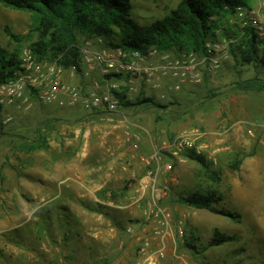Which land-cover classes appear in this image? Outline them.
Returning a JSON list of instances; mask_svg holds the SVG:
<instances>
[{
    "label": "rangeland",
    "instance_id": "obj_1",
    "mask_svg": "<svg viewBox=\"0 0 264 264\" xmlns=\"http://www.w3.org/2000/svg\"><path fill=\"white\" fill-rule=\"evenodd\" d=\"M179 1L131 0V20L148 25L175 9ZM251 7L264 32V0H252ZM29 24L28 13L4 7L0 0V48L12 52L19 47L20 54L27 42H16L7 30L26 36ZM78 38L81 48L98 49L94 39ZM254 77L264 79V69L229 57L215 75L164 99L150 86H143L134 99L143 93L164 108H119L113 120L126 124L122 140L107 134V129H96L110 123L80 108L40 104L5 108L0 115V264H61L60 259L71 253L75 264H89V249L94 261L102 264H264V128L260 127L264 92L233 88L236 82ZM68 79L86 86L101 76L82 64L81 72ZM6 117L10 120L4 123ZM237 128L240 131L234 134ZM196 130L202 133L196 143L207 147L202 155L221 177L215 189L222 201L216 207L239 214L240 219L181 203L180 197L205 192L213 185L196 163L181 156L184 152L174 159L163 151L158 174L155 178L148 175L156 164L147 166L142 158H150L163 143ZM219 130L225 138L208 146L204 136L208 139L210 132ZM236 136L240 143L234 142ZM248 139L246 146L243 142ZM218 144L226 146L224 156L212 153ZM235 158L241 162L232 170L229 162ZM145 176L146 184L141 181ZM107 188L128 190L124 199L120 193L116 199H100L98 193ZM231 190L257 197L249 204L255 208L231 197ZM99 205L106 208L101 211ZM149 206L170 213L167 230L147 212ZM38 227L47 230L42 239L36 233ZM66 228L68 246L59 242ZM215 230L233 239L204 252L182 245L189 239L198 248L207 246ZM14 234L19 243L7 241ZM146 241L148 246L142 251ZM160 249L163 256L158 254ZM55 256L58 260L52 259Z\"/></svg>",
    "mask_w": 264,
    "mask_h": 264
},
{
    "label": "trees",
    "instance_id": "obj_2",
    "mask_svg": "<svg viewBox=\"0 0 264 264\" xmlns=\"http://www.w3.org/2000/svg\"><path fill=\"white\" fill-rule=\"evenodd\" d=\"M1 3L9 9L29 14L28 34L18 36L7 30L9 37L18 43L27 42V46L37 59L55 61L66 70L74 68L76 72H81L79 36L87 40L100 38L105 47L110 49L121 48L124 51L144 52L153 47L160 52L175 50L196 54L204 52L207 42L226 39L231 41L229 44L231 58L239 60L244 65H258L264 69V33L260 35L251 26L240 27L235 20L236 9L241 7L250 10L252 0H180L176 8L162 19L143 26L131 20V0H1ZM18 63L19 47L12 52L0 48V80L10 79L18 69ZM113 77L119 79V76L114 75H108L107 79ZM233 88L246 93L264 92V79L254 77L239 81ZM135 99L128 101L120 97V106L129 108L144 105L157 111L164 108L153 97H145L143 93L137 100ZM3 110L0 106V115ZM88 115L94 117L96 114L88 113ZM252 154L254 152L249 155ZM181 156L196 163L213 184L205 192H193L180 197L181 203L196 210L240 219L239 214H232L230 211L216 207L222 201L215 189L221 182V177L217 171L210 168L212 166L210 162L203 155H197L193 151L184 152ZM240 162L241 160L235 158L229 162V168L238 169ZM127 190L123 188L115 191L107 188L100 191L98 196L100 199L109 201L116 199L117 194L120 193L119 198L124 199ZM99 207L101 211L106 208L101 205ZM65 219L64 222L70 225L67 218ZM64 224L61 223L60 226L64 227ZM117 226L120 229L119 224ZM43 231L47 230L44 227L36 229L38 236H41L40 239H42ZM67 231L68 228L66 232H60L59 242L65 246H68L69 241ZM214 233V239L207 246L202 245L198 248L189 239H185L182 245L185 248L204 252L214 245H221L233 239L223 237L217 230ZM7 241L19 243L16 234L8 237ZM54 243L57 244L56 241ZM91 250L89 249L91 252L89 264H102V261H94ZM52 259L58 260L56 256ZM73 259L75 254L71 253L61 258L60 263L75 264L72 262Z\"/></svg>",
    "mask_w": 264,
    "mask_h": 264
},
{
    "label": "built area",
    "instance_id": "obj_3",
    "mask_svg": "<svg viewBox=\"0 0 264 264\" xmlns=\"http://www.w3.org/2000/svg\"><path fill=\"white\" fill-rule=\"evenodd\" d=\"M235 20L240 27L251 26L263 35V25L257 14L251 9L237 8ZM233 22V21H232ZM97 50L81 48L82 64L88 71L96 70L100 80L93 79L88 85L69 83L66 77L76 73L74 68L66 70L55 61L39 60L29 47L19 54L18 69L6 81L0 80V106L5 108L21 107L28 109L33 104L54 105L59 108H80L94 113L101 118L110 119L120 106V97L132 101L143 86H150L160 93L162 99L166 95L181 91L188 85H199L205 78L211 77L222 68V62L229 59L231 41L217 39L205 44L202 54L179 52L175 50L160 52L150 47L144 52L121 48L105 47L102 39L96 38ZM90 46L86 43V47ZM87 75V73H85ZM108 75L119 76L107 79ZM95 115V116H96ZM10 117L4 118V123ZM260 127L264 128V122ZM252 135V131L248 130ZM202 133L193 131L189 135L174 138L171 143L157 147L150 158L141 160L147 166L156 164L149 171V177L158 174L159 159L162 152L171 148L174 155L193 151L202 155L207 148L205 144H197ZM155 183V180L152 179ZM163 195L166 190H162ZM147 212L157 218L162 230L169 227L170 213L157 206H149ZM131 232L132 229L127 230ZM148 246L147 241L141 250ZM163 249L159 255L163 256Z\"/></svg>",
    "mask_w": 264,
    "mask_h": 264
},
{
    "label": "crops",
    "instance_id": "obj_4",
    "mask_svg": "<svg viewBox=\"0 0 264 264\" xmlns=\"http://www.w3.org/2000/svg\"><path fill=\"white\" fill-rule=\"evenodd\" d=\"M70 77H72V76H70ZM69 76L68 77H66V80L69 82V83H72V82H70L69 81ZM54 106V105H53ZM59 108V107H58ZM97 116V115H96ZM97 117H100V116H97ZM101 118V117H100ZM102 120H105V121H107V123H110V124H114V125H108V124H106V125H98V126H96L95 128L96 129H99V130H106L107 129V131H105L107 134H110V135H113L116 139H119L120 137H121V140L122 139H124L123 137V134L125 133L126 135H127V133H126V129H127V127H126V124L125 123H122V122H116V121H114L113 120V115L110 117V119H107V118H101ZM125 130V131H124ZM239 131H240V129L239 128H237V129H235L234 130V134H238L239 133ZM211 133V137H209L208 139L206 138V136H204V142L208 145V146H211V147H213V145H215V144H217V143H219V142H221L222 140H223V138H225V137H221V135H222V132L219 130L218 132H210ZM233 134V135H234ZM250 135V134H249ZM253 135V134H252ZM114 138V139H115ZM234 142L236 143H240V141L238 140V138H237V136L235 137V140H234ZM164 145H165V143H163ZM243 144L244 145H246V146H248L249 144H250V139H248L247 141H244L243 142ZM220 144H218V146H215V148L213 149V151H212V153L214 154V156H216V157H220V156H222L223 154L225 155V153H224V149H226V146L225 147H222L221 145L219 146ZM165 151H167V153H171L172 155H173V158L174 159H177V158H179V156H176V155H174L173 154V151H172V149L171 148H167V149H165L164 150V152ZM163 152V153H164ZM223 155V156H224ZM227 155V154H226ZM167 164V162L165 163V165ZM170 164V163H169ZM141 181L144 183V184H146L147 182H148V177L147 176H145L143 179H141ZM231 192V197L232 196H235V198H238V199H242V200H245L247 203H248V208L250 209V208H255V207H251L249 204H250V202L251 201H254V199H256L257 197H255V196H251L250 195V193L249 192H247V194H246V196L243 194V195H240V194H238V192H236V191H233V190H231L230 191Z\"/></svg>",
    "mask_w": 264,
    "mask_h": 264
}]
</instances>
